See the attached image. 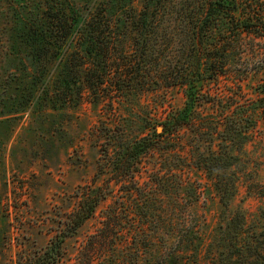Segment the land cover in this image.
<instances>
[{"label": "rangeland", "instance_id": "rangeland-1", "mask_svg": "<svg viewBox=\"0 0 264 264\" xmlns=\"http://www.w3.org/2000/svg\"><path fill=\"white\" fill-rule=\"evenodd\" d=\"M144 1L0 0V264L10 263L22 248L44 245L59 212L71 209L72 190L93 178L100 182V166L108 165L121 144L137 136L155 137L153 129L161 130L158 123L183 105L182 88L166 86L163 78L168 56L178 53L180 3L173 0L166 9L159 7L156 33L150 39L139 35L132 22ZM56 9L75 19L106 15L107 32L89 36L75 26L68 39L56 40L46 29ZM258 82L259 75H250L242 89L254 95ZM260 135L256 133L241 156L248 164L226 166L222 181L229 180L230 170L236 180L227 206L204 171L174 170L180 163L174 155L170 170L162 160L168 154L142 157L139 180H148L142 187L150 198H163L153 206H161L158 213L164 224L152 237L156 240L151 253L156 256L169 248L153 264L209 263L225 239L228 244L225 230L237 210L245 213L249 225L261 223ZM186 175L200 191L196 198L188 196L190 186L179 182ZM110 202H102L94 217L67 240L68 252L75 253L94 231ZM153 212L147 213L150 228L160 223H154L158 218Z\"/></svg>", "mask_w": 264, "mask_h": 264}, {"label": "trees", "instance_id": "trees-1", "mask_svg": "<svg viewBox=\"0 0 264 264\" xmlns=\"http://www.w3.org/2000/svg\"><path fill=\"white\" fill-rule=\"evenodd\" d=\"M178 1L180 44L177 55L168 56L163 78L166 86L182 88L183 105L169 111L158 123L160 132L152 128L155 137L137 136L121 144L109 157L108 165L100 166V182L93 178L72 190L68 197L72 207L59 212L48 241L22 248L8 264H153L166 255L169 248L153 256L150 246L156 240L152 238L156 229L164 224L158 213L161 206L153 207L159 206L163 198H150L142 187L148 180H139L140 161L153 152L168 154L162 159L166 170L172 168L169 158L174 155L180 161L174 164V170L204 171L219 201L229 204L236 180L230 170L229 180L222 181L226 166L248 164L241 159L247 145L255 141L257 132L264 140V0ZM170 3L173 0H145L132 21L138 34L151 39L156 33L159 7L166 9ZM53 17L55 20L46 29L60 41L68 39L75 26L89 36H103L109 26L108 17L100 13L75 19L56 9ZM101 42L102 49L105 40ZM250 75H259L254 95L242 89ZM63 76L59 79L62 84L66 82ZM104 154H108L106 149ZM179 182L191 187L187 193L190 198L200 193L189 175ZM257 194L264 196V187ZM108 198L111 202L101 211L99 225L87 234L75 253L68 252L67 240L76 236ZM148 212L155 214L158 219L154 223L160 220L159 225L150 228ZM259 218L261 223L256 220L249 225L245 213L237 210L225 230L228 244L225 239L217 257L206 264H264V241L258 238L260 232L264 238V215ZM175 234L171 232L172 237Z\"/></svg>", "mask_w": 264, "mask_h": 264}, {"label": "water", "instance_id": "water-1", "mask_svg": "<svg viewBox=\"0 0 264 264\" xmlns=\"http://www.w3.org/2000/svg\"><path fill=\"white\" fill-rule=\"evenodd\" d=\"M157 130L159 131V130H160V128H157Z\"/></svg>", "mask_w": 264, "mask_h": 264}]
</instances>
